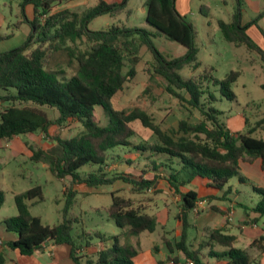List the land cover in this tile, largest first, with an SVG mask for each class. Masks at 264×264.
Listing matches in <instances>:
<instances>
[{
    "label": "trees",
    "instance_id": "1",
    "mask_svg": "<svg viewBox=\"0 0 264 264\" xmlns=\"http://www.w3.org/2000/svg\"><path fill=\"white\" fill-rule=\"evenodd\" d=\"M69 1L72 0H20L22 21L30 26V32L21 45L0 52V139L35 132L46 135L52 125L63 126L69 119L78 121L83 127L71 137H55V146L47 151L29 145L31 160L46 162L57 179L69 182L63 192L62 220L54 225L44 224L39 216L30 212V205L44 199L42 187L33 185L14 195L17 212L5 218L3 224L8 231L16 233L17 238L5 245L21 255H31L50 240L54 244H68L74 264H82V259L85 264H134L138 247L132 241L141 232L155 231L156 216L143 212L131 198L113 190L110 192L111 203L104 211L120 228L119 234L110 237L112 243L109 247L92 255L78 254L89 247L94 238L104 241L106 236L85 230L72 234L74 224L78 223V218L69 213L77 193L74 187L83 185L99 189L121 181L130 186L131 192L142 193L156 190L164 180L171 194L179 197L175 217L181 225V233L177 241L163 234L161 240L169 253L180 250L194 264H203L198 250H189L186 244L190 216L193 211L198 213V203L203 199L197 190L187 186L199 180L207 189L223 190L233 177L244 182L246 178L239 171L240 163H251L257 158L264 170V139L252 135L264 123V116L245 131L236 132H232L221 119L223 110L214 104L221 98H236L232 85L240 75L237 70L229 71L222 79L213 76V66L186 79L180 75L184 66L195 70L201 62L197 58L195 29L178 12L175 0L143 1L145 20L154 31L119 24L98 30L88 27L91 19L105 14L129 17L132 13L128 8L129 0L111 3L99 0L82 12L68 8L53 10L55 5ZM234 1L230 20L217 21L222 37L234 45H244L264 61V49L247 32L250 25H255L264 38V30L258 24L264 17V8L243 23L244 1ZM27 5L33 9L31 19L25 14ZM199 11L207 15L209 7L201 4ZM156 34H163L183 45L186 48L184 55L164 56L153 43ZM7 36L11 34H0V39ZM78 41L85 47L81 48ZM142 47L152 54L147 70L166 81L165 92L179 104L189 112L197 111V120L182 118L175 129L167 131L143 109L135 107L126 111L114 107V96L136 74ZM59 51L65 53L67 65L75 63L76 68L68 78L47 67L49 59ZM97 107L107 115L104 125L96 120ZM55 110L57 114L50 117L49 111ZM134 123L150 132L154 140L135 143ZM145 152L151 159L141 170H112V161L131 164L129 166L143 163ZM253 190L260 198L251 211L264 217V188L254 186ZM207 198L213 199L214 196ZM3 201L4 192L0 190V207ZM211 209L216 207L211 206ZM255 220L256 217L251 218V221ZM209 240L227 247L221 253L211 251L213 255L227 257V264H258L243 249L234 247L235 236L226 234L221 228L212 229ZM260 241H264V235L257 240ZM167 260L176 262L170 254ZM0 264H7L1 250Z\"/></svg>",
    "mask_w": 264,
    "mask_h": 264
},
{
    "label": "rangeland",
    "instance_id": "2",
    "mask_svg": "<svg viewBox=\"0 0 264 264\" xmlns=\"http://www.w3.org/2000/svg\"><path fill=\"white\" fill-rule=\"evenodd\" d=\"M144 0H129L128 8L132 10L129 17L124 14L119 17H111L108 15L95 17L90 20L88 26L90 29L98 30L107 28L111 24L127 25L130 27H142L154 31L145 20V9L143 6ZM95 3V2H94ZM90 2L88 6H82L79 10H84L94 5ZM201 4L209 7L207 15L199 11ZM235 6L234 0H175V7L184 15L193 25L195 29V45L198 48L197 58L201 65L192 70L189 66H184L180 71L183 78H189L192 74L201 73L204 68L213 66L212 74L215 78L222 79L231 70L240 72L239 77L232 85V89L236 94L233 100L221 98L215 102V106L223 110L221 119L226 122L227 126H232L234 123L243 121L244 128L241 130H230L232 132L245 131L253 126L257 120L264 116V61L254 51L249 50L244 45L238 46L226 41L219 30L217 21L219 19L228 21L230 14H232ZM261 7L264 8V0H261ZM179 12V13H180ZM246 18L243 23L255 17V12L252 9H247ZM23 16L20 10V0H0V34H14L0 39V52L15 48L21 45L27 38L30 32V26L23 22ZM258 24L264 30V18H260ZM250 28V29H249ZM247 32L260 47L264 49V38L256 28L255 25H250ZM153 43L156 49L166 57H180L184 55L186 48L180 43L167 38L163 34H156L153 36ZM81 48L85 46L77 42ZM141 56L140 61L136 64V74L129 79L113 98L114 107L117 109H125L129 111L135 107L145 110L150 113L152 117L160 123L163 130L175 129L178 122L182 118H187L190 121H195L199 118L197 111L189 112L184 106L179 104L178 100L165 92L166 81L159 75L149 72L147 70L149 62L152 60V54L142 47L139 51ZM66 55L64 52H56L48 61V68L56 70L62 77H70L74 72L76 66L72 63L67 65ZM127 67L125 68V70ZM211 89H216L209 85ZM57 111H49V116L54 117ZM95 117L100 125L107 123V115L100 108L95 109ZM242 119V120H241ZM136 135L133 140L135 143L147 140L152 142L154 136L143 130L141 126L134 123ZM264 130V123L258 128ZM48 134L44 135L50 144L54 145V138H67L80 132L83 127L76 120H71L63 126H51ZM253 136L264 138L263 132H254ZM128 153V152H127ZM130 154V153H128ZM146 159L143 163L127 165L125 162H113L112 170L121 172L124 170L137 171L144 168L143 164H149L150 157L147 152L143 155ZM147 156V157H146ZM134 160V159H133ZM250 167L249 164L243 166V170ZM2 168V169H1ZM135 168V169H134ZM23 174V178L12 175ZM2 174H5L3 177ZM243 174H248L243 171ZM256 174V173H251ZM253 184L264 187V181L257 178H251ZM11 182L14 183L13 191H24L33 185H40L43 189L44 200L37 205L30 207V212L33 215H40L44 223L54 225L62 220L61 209L64 206L63 183L60 179L53 178L50 170L43 166L42 162L26 159L22 156L14 161L5 162L3 164L0 158V189L4 192V201L0 212L7 214L9 208H15L13 194L7 191L5 187ZM233 182V180H232ZM251 182L247 181L243 184L238 183L236 179V186L240 191V197L246 201H250L256 197L252 190ZM123 182L119 181L114 186L105 185L99 189L87 188L85 186H76L77 189L91 190L86 193H78L75 196V201L70 207L69 213L71 216L78 218V223L73 226L72 234H80L82 230L92 232H100L106 236L112 233H118L120 228L115 225L113 220L107 217L105 208L111 203L110 192L114 188L118 189V194L124 197H132V193H128L123 186ZM125 185V184H124ZM126 186V185H125ZM189 186V185H188ZM11 187V186H10ZM195 188V186H191ZM162 188V187H161ZM65 190V189H64ZM162 189L151 190L145 196H139L141 201L150 199L152 207L157 203L158 207H163V203L168 200V195L163 193ZM143 194V193H142ZM137 198V197H135ZM159 201V202H158ZM201 202V201H200ZM154 203V204H153ZM178 203V200L176 204ZM172 211H176L175 203L170 201ZM199 204V203H198ZM16 211V210H15ZM198 210V206L197 209ZM195 212V211H194ZM192 219V218H191ZM261 222V221H260ZM174 220L171 218L167 223L168 229L174 225ZM261 225V223H259ZM162 229H156L155 232H144L141 234V247L145 248L150 244L159 242V234H162ZM194 230L191 228L189 233ZM173 236V232H169ZM93 244L99 245V239L94 238ZM188 246V245H187ZM82 264H85L82 259Z\"/></svg>",
    "mask_w": 264,
    "mask_h": 264
},
{
    "label": "crops",
    "instance_id": "3",
    "mask_svg": "<svg viewBox=\"0 0 264 264\" xmlns=\"http://www.w3.org/2000/svg\"><path fill=\"white\" fill-rule=\"evenodd\" d=\"M98 1L99 0H72L69 2L55 5L53 10L55 11L61 8H68L72 11L82 12L83 10H79L78 8L82 6L84 7L88 6L90 2L93 3L95 2L94 3L95 5L98 3ZM104 1L111 3V2H119L121 0H104ZM243 1H244V6L242 13V22L247 17L246 16L247 9L254 10L255 16L262 10L261 0H243ZM25 14L27 18L30 19L32 18L33 9L31 5H27L25 7ZM180 14L182 13L180 12ZM105 15H101V16H105ZM231 15L232 14H230V18ZM11 35L14 34L12 33ZM71 120L73 119H69L68 121ZM232 126L234 127L229 126V129L231 128L232 130H241L244 128V122L239 121L234 123ZM260 128L261 129L257 128L254 132L261 131L264 133L262 127ZM43 138H45L43 133L35 132V133L16 135L8 140L0 139V158L2 159L3 164H5V162L14 161L20 156L31 160L32 151L29 148V145H33L45 151L49 150V148L52 147L53 144H50L47 139L43 140ZM125 156L128 157L127 154H125ZM38 162H42V161H38ZM42 163L43 166L48 168V164L46 162H42ZM245 164L250 165V167L244 169L245 172L248 174H243L244 171L243 166ZM239 171L241 175L244 176V178H246L244 182H240L238 181L237 178L233 177L227 182V185L223 188V190L207 189L200 185L199 180H194L191 184H189V186H187L189 188H193L191 187L192 185L195 186V188L193 189L197 190L199 196L203 199L198 204V210H199L198 213L193 211L190 216L189 221L191 223V227L188 229L187 237H186V244L188 245L189 250H198V257L203 264H227L228 262L227 257L216 256L211 253V251L221 253L222 251L227 249V247L213 243L209 240V235L211 230L217 228L223 229L226 234L234 235L235 242L233 246L239 249H243L248 254L249 258L252 261H255L258 264H264V241L257 242L260 236L264 235V217H258L257 213L251 211V208L255 206V204L260 198L259 194L253 190L254 186L256 187H260V186L253 184L251 178H255V179L257 178L258 180L264 181V170L261 168L260 159L257 158L253 160L251 163L241 162ZM17 173L18 174H12V175H16L23 178V174H21L20 172ZM251 173H256V174H251ZM2 176L4 177L5 174H2ZM52 177L54 179L56 178L53 174ZM236 179L238 183L241 184L247 181L251 182L250 184L252 186V190L256 194V197L250 201H246L245 199L241 198L239 193L240 191L236 186ZM61 181L63 183V192H64L65 185H68L69 182L67 179H62ZM115 184H113V186ZM124 184L122 187H124L128 193H132V197L129 198L133 200L134 205L138 206L143 212L156 216L157 228H159V226L161 227L162 234L168 238H171V240H175V241L179 240L181 233V225L175 217L176 213L179 210V197L177 195L171 194L170 190L168 189L166 181L161 180L158 187L156 188L157 190L162 189L163 193L168 195V200H166L163 203V207L161 208L158 207L157 203H155V206L152 207V201L150 199H145L144 201H141V199L138 198L139 196H145V194L150 193L151 190L142 192L143 194L133 193L130 191V186L127 184H125L126 185L125 186ZM7 186L9 187H5V188L7 191L12 192L13 198L15 194L22 192L16 190L13 191V189L15 188L13 182L8 184ZM76 186H83V185H75L74 187L75 189H77ZM260 188H264V187H260ZM226 189L227 192H225ZM114 190H118V189L114 188ZM77 191H79L78 193H86L87 191V194L92 192L89 189L88 190L79 189ZM211 195L214 196V198L208 199L207 196H211ZM177 200L178 203L176 204ZM170 201L174 202L175 207L177 208V210L174 212L172 211L171 204L168 205ZM37 204L38 203L34 205ZM34 205H30L29 210L30 207ZM211 206H215L216 209L215 210L211 209ZM1 209H2V205L0 207V210ZM15 210L16 207L14 209L9 208L8 211L9 213L7 214L0 212V250L4 254L7 264H74L72 258L70 257L71 248L68 244H54L52 241L48 240L45 241L41 245V247L36 249L31 255H21L16 250L8 248L5 244L9 241L15 240L17 238V235L16 233L12 231H8L5 228V225L3 224V220L7 217L15 215L17 212V210L16 211ZM37 216H39L41 221L44 223L42 217L40 215ZM255 217L256 220L251 221V218H255ZM171 218H173L175 223L171 229H168L167 223ZM259 223H261V225H259ZM191 228L194 231L192 233H189V230ZM170 231L173 232L174 234L173 236L169 235ZM119 232L116 234H119ZM144 232H148V231H144ZM144 232H141L138 235V237L133 239L132 241L133 245L138 247V253L133 259L134 264H187L188 258H186L184 253L181 252L180 250H174L172 253L168 252L166 246L161 240L162 234H159V240H160L159 242L150 244L145 248L141 247V234ZM116 234L112 233L111 235L108 236L104 234L106 236V239H104V241L99 240V245L92 243L89 247L77 253L92 255L101 248L109 247L112 243L110 237ZM169 254L170 256L176 258V262L167 260Z\"/></svg>",
    "mask_w": 264,
    "mask_h": 264
},
{
    "label": "built area",
    "instance_id": "4",
    "mask_svg": "<svg viewBox=\"0 0 264 264\" xmlns=\"http://www.w3.org/2000/svg\"><path fill=\"white\" fill-rule=\"evenodd\" d=\"M187 264H194V261L193 260H188Z\"/></svg>",
    "mask_w": 264,
    "mask_h": 264
}]
</instances>
